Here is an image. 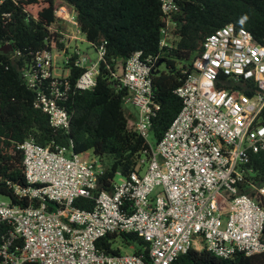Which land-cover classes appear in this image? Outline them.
<instances>
[{
  "label": "built area",
  "instance_id": "2783aa9c",
  "mask_svg": "<svg viewBox=\"0 0 264 264\" xmlns=\"http://www.w3.org/2000/svg\"><path fill=\"white\" fill-rule=\"evenodd\" d=\"M161 8L168 15L176 7L161 0ZM53 15L63 47L35 55L34 70L25 76L32 87L50 79L48 92L38 91L34 104L59 131L68 127L69 116L56 103L68 91V60L83 70L75 88L89 90L104 50L90 60L78 48L74 12L60 5ZM168 25L160 31L159 47L169 46ZM56 57L63 58L59 74ZM151 64L135 52L116 66L114 76L127 92L124 105L134 110L133 128L148 148L129 176L115 175L109 192L95 194L96 159L32 139L19 145L26 186L15 187L14 194L28 206L0 201V264H172L189 249L223 259L264 252V209L240 191L252 175L249 154L264 153V46L232 24L208 35L174 91L179 113L152 144L150 120L158 105ZM250 187L264 199V185ZM77 198L92 199V208L75 207ZM121 234L142 240L146 255L134 254V245L118 239L109 246L114 253L96 245Z\"/></svg>",
  "mask_w": 264,
  "mask_h": 264
},
{
  "label": "trees",
  "instance_id": "16d2710c",
  "mask_svg": "<svg viewBox=\"0 0 264 264\" xmlns=\"http://www.w3.org/2000/svg\"><path fill=\"white\" fill-rule=\"evenodd\" d=\"M175 9L162 12L161 0H0V197L11 205L28 206L18 199L14 188L26 186L19 145L26 139L46 145H59L71 154L96 159L100 174L98 192L111 190L116 174L129 176L146 157L148 146L133 128V113L124 105L126 89L114 74L135 52L150 58L153 100L158 105L151 121V140L157 142L181 109L174 94L193 60L200 54L202 42L216 29L232 24L248 31L264 46V0H172ZM65 5L75 14L79 33L94 51L104 50L95 85L78 90L75 82L83 72L72 66L64 82L65 96L57 106L69 116L68 127L55 131L48 117L35 106L38 91L48 92L50 79L30 86L26 72L34 70L35 55L59 51L60 27L54 10ZM172 37L168 47H159L160 31L166 28ZM246 168L248 183L240 191L260 202L250 187L264 185V153H251ZM33 206L37 201L33 200ZM74 206L90 210L92 199L77 198ZM49 210L54 208L48 204ZM1 230V228H0ZM264 237V225L262 229ZM118 239L123 246L134 245V254L146 255V244L133 234L107 235L97 242L106 252ZM172 264H264V252L249 256L236 254L218 258L205 250L189 249Z\"/></svg>",
  "mask_w": 264,
  "mask_h": 264
},
{
  "label": "rangeland",
  "instance_id": "374dc122",
  "mask_svg": "<svg viewBox=\"0 0 264 264\" xmlns=\"http://www.w3.org/2000/svg\"><path fill=\"white\" fill-rule=\"evenodd\" d=\"M78 38L81 40V42L77 41V45H78V48L79 50L82 52V53H86L88 55V58L90 60H94L96 58V53L95 51L92 49V47H90L84 40H83V36L81 34L78 35ZM167 39L168 41H172V37L170 36L169 32L167 34ZM62 60L63 58L62 57H56L55 58V61H54V65L56 67V72L59 74L60 72V69L62 67ZM127 109L130 110L132 113L134 112V110L130 107V106H127ZM148 142L149 143H153V141L151 140V137H149L148 139ZM88 159H92L94 160L95 158H93L92 156L88 155L87 156ZM96 161V160H95ZM115 181L117 182V177L115 178ZM0 201L1 202H6V199L0 197ZM121 252H128L124 249L121 250Z\"/></svg>",
  "mask_w": 264,
  "mask_h": 264
}]
</instances>
